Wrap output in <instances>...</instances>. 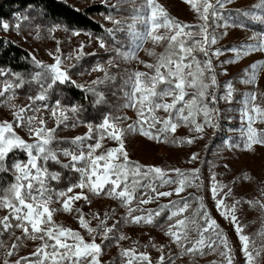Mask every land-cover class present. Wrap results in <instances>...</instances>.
<instances>
[{"label": "snow or ice", "instance_id": "obj_1", "mask_svg": "<svg viewBox=\"0 0 264 264\" xmlns=\"http://www.w3.org/2000/svg\"><path fill=\"white\" fill-rule=\"evenodd\" d=\"M146 2L150 8V14L137 18L138 22L146 28L143 32L134 33L140 40L137 48H141L149 38L154 44L167 40V48L157 57L155 64L142 62L145 63L146 68L152 70L151 74L137 71L130 78V91L125 93L128 101L125 106L137 110L136 124H128L127 128H124L121 124L128 119L127 117L106 114L95 128L98 139L94 144L87 145V151L84 150L82 142L92 139L93 125L91 123L87 125L88 133L85 136H77L71 141L77 145L74 152L66 148L52 147L56 129L47 127L46 120L37 117L40 108L50 110L51 116L56 119L57 127H59L61 123L69 119L67 111L70 110L72 113L78 111L75 106H71L70 109L63 108L59 99L54 101V107L51 109L46 103L49 90L57 83L70 82L84 89L85 86L76 85V82L71 80L68 70L62 67L65 60L71 59V56L62 59L56 53H49L54 59L51 65L42 64L33 57L34 62L46 70V76L37 73L33 77L39 86V91L28 97L31 103L25 106H18L11 102L15 99V90L23 87L25 83L23 78L17 73H11L10 70L0 69V78L14 77V80L0 79V97L4 98L0 100V104H7L13 109L14 117L12 121H0V171L9 172L12 175V182L0 189V208L7 210V215L0 217V236L4 233L14 235V229H20L22 232V236L16 237V241L7 249L6 256L9 258L17 253L22 239L41 241L29 256H22L11 262L5 259L3 264H101L99 257L103 249L102 244L96 242L97 236L102 242L109 239V234L114 231L116 224L106 226L108 214L105 213L104 218L101 219L100 214L95 213L93 218L99 220V224L92 227L90 220L85 219L82 209H74V203L81 199L91 204L87 193L96 196L104 194L118 199L127 208L124 222L133 224L153 225L155 218L168 209L165 235L180 250L178 255L168 256V264H175L176 259L185 255H191L195 264L197 256L206 255L205 249L215 252L220 246L224 249L220 252L223 258L221 264L224 261L226 264H233L232 249L227 236L219 231V225L207 211L202 197L199 208L192 216L184 215L190 207L187 198L170 201L168 205H162L157 210L142 207L161 197L179 196L186 188L195 186V181L199 179L197 175L199 169L166 170L158 166L141 165L138 161L130 160L124 147V135L130 131H139L150 140L159 141L163 138L165 142L173 144H191L196 138H202V136L169 141V134L176 133L181 125L190 127L193 133H203L206 127H218L215 121L219 109L216 105L219 99L230 102L234 87L231 81L227 82L224 86L226 92L220 97L214 91L219 88V85L211 56L218 57L221 52L219 49L211 54L209 52V46L216 44L217 37L209 34L207 22L210 11L212 16L217 15V8L223 7L229 0H216L215 4L212 0H185L204 21L195 26L198 32L191 30L193 26L181 24L171 18L162 6L156 4L155 0H146ZM255 7L264 9V0ZM106 18L115 25L121 24L120 20L112 16ZM259 20L264 23V15L260 16ZM15 27L19 28V24ZM9 28L8 23H0V29L7 31ZM161 28L166 32L157 34ZM50 31L54 32L55 28ZM107 31L111 33L113 29ZM75 34L79 35V33ZM259 36L260 40L256 44H244L230 49L236 53V60H230L227 63L237 62L239 58L253 51H264V32H261ZM83 47L84 45H81L77 50V59L82 54ZM100 47H106L102 39ZM59 51L57 48V53ZM196 53H203L205 59H199ZM149 55H155V53L149 52ZM128 58H136L135 53H129ZM259 65L264 66V61L259 62ZM257 67L258 64L254 63L250 68L244 69V78L241 82L255 83ZM93 70L105 72V79H110L102 65H97ZM92 83L100 84L104 83V80L98 78ZM87 90L95 92L94 88ZM98 97L96 103L102 102L103 93H98ZM169 98H171L170 101ZM256 100L255 92L249 93L242 100V118L246 119L247 123L243 132L246 134L245 147L248 150H252L255 144L264 145V130L254 127L256 123H264V106L257 104ZM37 101L44 103L34 107ZM161 110L167 113L166 117L157 115ZM21 127L26 128L29 139L33 142L25 140L17 133L16 129ZM106 138L116 141L118 146L97 155V150L103 147L102 141ZM17 151L23 152L25 158L14 159L9 165V156ZM61 155L70 158L69 163H63L60 159ZM197 158L198 154L194 153L190 162ZM49 162L79 173L78 180L74 183L70 182L65 189L52 188L51 182H59L61 172L51 171ZM171 174H175V179ZM212 179V195L214 198L220 197L216 199L217 209L221 210V215L226 219L230 218L235 225V231L239 234L241 241V251L246 257V264H255L256 259L264 253V246L259 249H250V237L243 234V228L236 216V208L241 201L236 200L232 205H227L225 200L232 194V189L228 188V185L217 182L214 176ZM245 179L249 178L245 177ZM166 185H175V187L171 191H160ZM225 188H228V191L221 196ZM75 189L80 191L75 192ZM69 193L73 194L69 195ZM134 201L136 206H133ZM244 202L252 207L259 205L264 210V201L257 199ZM53 203H59L61 207L53 208L51 207ZM61 210L66 213H72L75 210L79 213L78 222L91 237L90 241L85 240L80 231L55 222L54 214ZM260 235L264 236V232ZM126 238L121 234L118 240ZM152 246L155 247L154 244ZM2 247L4 242L0 240V248ZM163 248L162 245L158 249L162 254L156 264L166 262ZM119 255L121 264H153L150 254L138 252L136 247L122 249ZM212 264L217 262L213 261Z\"/></svg>", "mask_w": 264, "mask_h": 264}, {"label": "rangeland", "instance_id": "obj_2", "mask_svg": "<svg viewBox=\"0 0 264 264\" xmlns=\"http://www.w3.org/2000/svg\"><path fill=\"white\" fill-rule=\"evenodd\" d=\"M4 0H0V3ZM67 4L72 5L78 10H85L93 5H104L112 9L110 16L121 21L120 25H115L112 21L106 17L97 18V20L105 26L106 29H113L112 41L119 46V51L114 52L112 56H119L115 62L110 63L111 55L97 56V51H102L104 48L100 47L101 38H94L88 34L75 33L61 25H53L45 20L44 17L39 15H26L22 17L12 18L9 21H0V23L6 22L9 24V30L5 31L0 29V35L11 38L18 46L24 48L30 56L35 58L36 61L42 64L51 65L54 63V59L49 53H56L61 56L62 59L71 56V59L65 60L62 67L68 70L71 80L76 82V85L91 86L94 80H97L101 74L105 72L94 71L90 74H85L81 70L83 67L96 68L97 65H102L106 72L112 71L117 73L119 79L126 78L131 81L133 73L148 72V68L145 67V63H154L156 58L163 52L167 45V40L161 41L158 44H154L151 38L143 44L141 48H137V44L140 43L135 32H143L146 30L142 23H139L137 18L150 14V8L147 5L146 0H60ZM156 4L162 6L167 14L179 21L181 24H187L192 27L193 32H198V28L195 26L204 23L198 14L192 9L191 5L186 3L185 0H155ZM216 0H212L215 4ZM261 3V0H229L223 7H218L217 12H230V14L240 15L241 10L244 12L245 17L257 22L260 27L256 31L244 28L241 25H237L232 20H225L216 22L215 34L217 37V46L210 45V54L217 49L221 54L217 56H211L212 62H217L218 70L222 74L221 80L225 84L229 81L233 82L238 79L237 86L242 92V99L246 98L249 93L255 92L257 94L256 103L264 106V66L259 65V62L264 61V51H253L248 55H244L238 59L237 62L227 63L230 60H236V53L231 51L232 48H238L244 44H256L260 40V32H264V23H261L259 17L264 15V9L255 7ZM116 6L115 8L113 6ZM198 6L199 2H198ZM223 10V11H219ZM213 19V18H212ZM232 23V24H229ZM19 24V28L15 25ZM132 26V27H130ZM55 28L52 32L50 29ZM165 29H159L157 34H164ZM103 40V39H102ZM104 41V40H103ZM105 45L106 42L104 41ZM81 45H84L82 54L79 59L76 58L77 50ZM59 48V53H57ZM149 52H154L155 55H149ZM135 53L136 58L129 59L128 54ZM145 62V63H142ZM254 63L258 64L256 69V81L255 83H242L243 70L250 68ZM226 70V74H225ZM41 73L46 76V70L39 67L34 62V73L30 75H20L25 81L23 87L15 90V99L11 102L18 106H25L31 103L28 97L35 95L39 91V86L33 77ZM0 79H13L14 77H6ZM70 83V82H69ZM63 84L57 83L48 92V100L46 103L51 109V105L56 99L62 102L65 101L61 93V86ZM0 97V100H3ZM44 102L37 101L34 107L39 106ZM243 104H240L239 111H233L232 116L235 119L224 120V129L221 128V133L215 145L211 148L213 150L212 156L214 158L221 157L223 163L229 169L228 188L232 189V194L225 200L227 205H232L236 200H240L241 203L237 205L236 216L238 223L243 228V234L250 237V249H259L264 246V236L260 233L264 232V210L259 205L255 207L250 206L244 202L247 200H261L264 201V145L255 144L252 150H248L245 147L246 134L243 129L246 128V119L242 118ZM128 110L123 114L128 118V124H136L137 122V110L135 108H127ZM31 114V113H29ZM38 119L43 118L47 122V127L55 128L57 121L51 116V112L40 108L37 113ZM13 109L7 106V104H0V121L8 120L12 121ZM226 124V125H225ZM223 127V126H222ZM254 127L264 130V123H256ZM17 133L29 142H33L29 139L26 128L21 127L16 129ZM179 131L177 129L176 133ZM174 133L173 135H175ZM124 137L125 141H128L132 151H128L130 157L142 161L145 165L158 166L163 169H188L193 165L194 161H191L194 150L186 151L180 149L175 145L166 144L165 142L150 140L143 136L139 131L126 132ZM102 144H108L103 140ZM104 146V145H103ZM118 143L113 144L109 148L117 147ZM98 150L96 152L98 154ZM101 154V153H100ZM231 167V169L229 167ZM248 177L249 179H245ZM225 188L221 193L228 191ZM87 191V189H85ZM213 199V204L216 207V199ZM94 206L92 210H99L104 213L107 211L113 212L117 207L110 201L93 200ZM216 209L218 217H220L226 226L231 227L232 233L235 235V242H231L233 257V264H246V257L241 252V241L239 240V234L235 231V225L231 219H226L221 215V210ZM70 219V218H69ZM59 222H68L65 215H60ZM125 237L124 240H120L115 246L105 249L101 240L97 243L102 244V253L100 255L101 264H121L120 252L122 249L136 247L138 252H148L151 256L153 264H156L159 256L162 254L158 251L160 246H164L163 254L166 257L165 264H168L167 258L169 255L176 256L179 254V249L176 244L171 243V240L162 232L149 231L142 229L126 228L123 231ZM138 242V243H134ZM155 245L153 247L152 245ZM34 244L31 246L29 253L35 250ZM223 247L220 246L217 251L209 253L206 257L195 258V264H212L216 261L217 264H221L223 258L220 256V252L223 251ZM239 251V259H235L234 253ZM22 251H18V257L21 256ZM175 264H193V257L191 255H185L175 260ZM226 264V261L223 262ZM255 264H264V253H261L260 257L256 259Z\"/></svg>", "mask_w": 264, "mask_h": 264}, {"label": "trees", "instance_id": "obj_3", "mask_svg": "<svg viewBox=\"0 0 264 264\" xmlns=\"http://www.w3.org/2000/svg\"><path fill=\"white\" fill-rule=\"evenodd\" d=\"M223 11V10H219ZM112 9L104 6V5H93L85 10H78L74 8L72 5L65 3L60 0H4L0 3V21H9L12 18L22 17L26 15H39L45 18L47 22L53 25H61L69 29L73 32L88 34L94 38H101L106 42V47L102 51H97V56H105L111 55L110 63L116 61L119 56H112L114 52L119 51V46L114 44L112 41V34L109 33L103 24H101L97 18H104L110 16ZM240 15L230 14V12H217V15L212 16L211 11L209 13V20L207 22L208 32L211 35L215 34V24L216 22L232 20L237 23V25H241L246 30L249 29L256 31L259 29L260 25L254 20H250L245 17L244 12L241 10ZM213 18V19H212ZM232 24V23H229ZM263 32V31H262ZM261 33V32H260ZM216 36V35H215ZM218 45L217 42L215 44ZM164 48L163 52H165ZM199 59L204 60L205 57L203 53H196ZM157 61H154L155 64ZM213 67L215 68V73L217 76V82L219 88L214 89L216 95L218 97L225 94V82L221 80L222 74L218 70V63L212 62ZM95 65L92 68H82V72L85 74H90L94 69ZM0 69L10 70L11 73H17L19 75H30L34 73V60L30 56V54L22 47L18 46L11 38L0 35ZM150 74L152 72L151 69H148ZM110 79H105V74H101L99 77L100 80H104V83L93 84L91 86H85L84 89L78 88L72 83H65L61 86V93L65 101L61 103V106L65 109H70L71 106H75L78 108L76 113H72L70 110L67 111V115L69 119L60 124L59 127L56 126L55 131V141L53 142L52 147L57 149H70L72 151H76L77 145L71 143V141L77 136H85L88 133L87 125L91 123L93 125V133L92 139L84 140L82 143L84 145V150L87 151L88 144H94L98 139V134L95 130L96 125H98L104 116L108 113H112L113 115H118L121 117H126L123 114L128 110L125 105L127 104V98L125 93L130 91V84L126 78L119 79L117 73L109 71L107 72ZM238 79L233 81L234 92L231 101H226L224 99H219L216 107L219 109V114L216 119V123L218 127H206L203 133H193L190 127H185L181 125L179 131L173 135L169 134V141L171 139H181L187 140L189 137H201L196 138L193 143H177L173 144L171 142H165L163 138L161 142H165L166 144L175 145L180 149H185L186 151L194 150L196 154H198V158L194 160L193 165L188 169H182L185 171H190L193 169H199V179L195 181V186L188 187L184 192H182L179 196L173 195L171 197H161L159 200H156L147 205H143L142 207L145 209L157 210L162 205H168L170 201H177L181 198H187L190 202V207L185 216H192L193 213L199 208L200 198H203V203L211 215L213 219H215L219 225V231L222 232L223 235L227 236L229 244L231 246V242H235V235L232 233V229L229 226L224 224V221L218 217L216 213V207L213 204L211 187L213 185V176L215 180L220 184L226 185L229 182L228 179V168L223 163V159L221 157L214 158L212 156L213 150L211 149L217 139L218 136L224 129V120L226 119H235L233 118V111L240 110V104L242 102V92L240 88L237 86ZM94 88L95 92L88 91L87 89ZM98 93H103V100L100 103H96L98 97ZM171 98H169L170 101ZM54 107V103L51 105V108ZM160 117H166L167 113H164L162 110L157 113ZM128 120H124L121 124V127L127 128ZM75 125V126H73ZM226 125V124H225ZM223 126V127H222ZM124 137V147L125 150L132 151L130 148V144L128 141H125ZM108 144L104 145L101 149H98V154L105 152L109 147L113 146V144L117 143L111 139L106 138ZM160 141V140H159ZM130 157V156H129ZM24 159L23 152H14L8 158L9 165L14 159ZM63 163H69L68 157H64L61 155L60 157ZM131 161H138L141 165H145L142 161L138 159H134L130 157ZM225 162V161H224ZM149 166V165H147ZM229 167V166H228ZM231 169V167H229ZM49 169L51 171H59L61 172V179L59 182H51V187L56 190L65 189L70 182H76L79 178V173L72 172L70 169H63L59 165L53 164L49 162ZM174 169V168H173ZM173 179H175V174H171ZM12 182V175L9 172L0 171V189L5 188L9 183ZM159 183V182H157ZM172 186H165L160 189V191H171ZM80 189H75V192H79ZM107 191V189L105 190ZM87 193V191H85ZM73 193H69L72 195ZM91 200V204L89 205L83 199L76 201L74 203V209H82L85 214V219L90 220L91 226L96 227L99 224V220L93 218L95 213L100 214V218H104V214L107 213L109 219H107L108 227L116 224V228L114 231L109 234L110 238L104 240L102 242L101 238L97 236L96 242L101 240V243L104 244L103 247L107 249L108 247L115 246L120 240H118L119 235L126 228L131 229H142L149 231H158L165 234L167 229L166 217L169 214V210L165 209L164 212L155 218V223L153 225H145L141 224H133L130 222H124V217L127 213V208H125L118 199L111 198L104 194L100 196L92 195L91 193H87ZM139 196V192L137 193ZM146 198V197H145ZM93 200H102V201H110L114 205H116V209L113 212L107 211L104 213L99 212V210H92V206H94ZM133 206H136V201L133 202ZM53 208H60L61 205L59 203H53L51 205ZM135 215H139L140 213H134ZM7 215V210L0 208V217ZM60 215H65L68 219V222H59L58 218ZM79 213L75 210L72 213H66L64 211H58L54 214V220L56 223L61 224L65 227H70L74 230H78L84 236L85 240L90 241L91 237L88 235L87 231L81 228L78 222ZM70 218V219H69ZM117 221H121L120 223H116ZM162 225V227H161ZM14 235H9V233H4L0 236V240H3L4 247L0 248V264H3L5 259L11 261L18 260L22 256H29V250L31 246L37 244L35 248L41 243V241L36 240L32 241L29 239H22L21 247L18 251L21 252V256L18 257V251L11 258L6 256V251L10 248L11 244L16 241V237H21L22 232L20 229H14ZM232 249V248H231ZM239 251L234 253L235 259H239L238 254ZM242 252V251H241ZM32 253V252H31ZM206 257L209 253L208 249H205Z\"/></svg>", "mask_w": 264, "mask_h": 264}]
</instances>
